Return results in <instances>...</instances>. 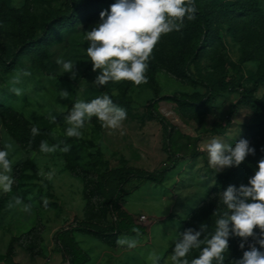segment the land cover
Listing matches in <instances>:
<instances>
[{"label": "rangeland", "instance_id": "1", "mask_svg": "<svg viewBox=\"0 0 264 264\" xmlns=\"http://www.w3.org/2000/svg\"><path fill=\"white\" fill-rule=\"evenodd\" d=\"M105 1L103 11L116 2ZM69 2L0 0V7L6 13L0 21L3 54L12 53L18 41L12 10L31 16L35 34H38L47 19L59 12H68ZM259 7L261 15L258 17L222 18L223 23L219 24L221 39L201 48L200 56L188 65L189 76L204 81L205 86L192 83L174 70V50L178 45H187V41L169 34L161 37L152 52L156 66L155 85L149 81L147 72V83L138 86L125 80L104 86L92 84L99 70L92 71L85 33L101 22L99 14L72 31L63 32L61 39L48 47L46 59L41 60L32 51L25 50L12 71L6 72L0 64V103L4 105L0 111V150L7 142L14 145L9 158L14 161L12 175L15 177L9 199L0 211V251H6L10 238L17 237L36 222L43 229L44 256L54 233L61 228L81 220L102 225L113 222L114 215L94 191L98 174L105 168L120 165L152 171L167 163L168 154L173 150L178 162L162 183L132 180L126 186L128 194L121 199L122 208L132 215L136 224L144 227V231L139 236L120 234L117 239L135 238L137 246L132 249L117 243L111 246L90 235L76 234L78 246L87 258L84 264H151L153 252L160 255V264H171L177 232L189 227L198 230L207 220H211L210 228L214 232L215 221L227 209L220 200L223 191L212 189L216 176L222 172L210 167L204 146L212 138L232 145L245 138L254 147L247 129L256 122H264V118L256 116L246 106L233 108L239 89L217 94L213 90L220 77H235L241 86L249 87L258 65L264 63V0H259ZM245 50L254 60L241 63L240 57ZM57 59L76 62L75 79L63 72ZM22 69L30 71L31 76L23 77L16 85L23 89V95L16 96L10 91L11 79ZM61 90L69 92L68 98L60 97ZM105 94L126 110L127 118L122 127L106 128L92 117L81 129V138L67 137L66 118L73 104ZM254 96L264 103V83L257 85ZM165 97H183L192 103L179 105ZM154 98L164 122L146 109V104ZM49 114L56 117L55 121L48 118ZM34 126L40 130L35 138L31 136ZM166 126L171 127L168 133ZM222 127L224 130L219 133ZM177 134L198 137L197 148L201 154L182 157V141L176 138ZM42 140L49 145L63 147L66 144L70 149L66 153L59 149L43 153L40 151ZM259 160L243 168L241 184H248ZM53 172V178L48 180L47 174ZM4 193L0 190V195ZM14 196L31 204V212L22 211L21 206L8 208ZM45 198L49 201L47 208L43 203ZM140 216L145 220L140 221ZM254 231L258 234L260 230ZM230 238L235 248L227 257V264H235L247 250V243L245 249H240L241 238ZM249 242L255 243V239L249 237ZM13 244L21 264H28L35 258L30 257L20 243ZM200 251L201 248L194 249L188 259L198 257Z\"/></svg>", "mask_w": 264, "mask_h": 264}, {"label": "clouds", "instance_id": "2", "mask_svg": "<svg viewBox=\"0 0 264 264\" xmlns=\"http://www.w3.org/2000/svg\"><path fill=\"white\" fill-rule=\"evenodd\" d=\"M196 11L195 0H116L109 10L99 13L101 22L85 33L88 43L86 53L92 63V71L99 70L92 84L104 86L122 80L131 81L137 86L147 83L149 60L161 37L180 31L185 26V19H195ZM56 63L62 66L64 73L70 74V78H76V62L57 59ZM28 76H31L30 71L19 70L11 79L13 87L10 91L16 96L23 95V89L16 85ZM68 96V91L61 90V98ZM92 117H96L103 127L118 129L122 127L127 113L107 94L88 102L77 100L66 118L69 125L66 136L81 138V129ZM48 118L52 121L56 119L51 114ZM39 134L40 130L32 127L31 136L35 138ZM13 149L14 145L7 142L4 149L0 150V190L5 193H10L15 183L12 175L14 161L9 158ZM58 149L66 153L70 146L49 145L43 140L40 142V151L43 153H53ZM203 150L208 153L209 165L215 172L239 166L249 154H255L254 147L245 138L239 139L234 145L212 138ZM53 176L54 172L49 173L47 179L51 180ZM220 200L227 211L215 221L214 232L209 234L208 225L203 223L198 230L189 227L177 232L171 264H225L230 236L241 238L238 245L240 249H245L247 243V250L243 251V256L235 264H264V158L257 162V168L247 185H228L220 193ZM43 203L47 208L49 201L45 198ZM7 206H21L22 211L29 213L32 210V205L23 203L19 196H14ZM257 228L260 230L258 234L254 231ZM132 232L140 235L137 227H133ZM249 237H253L255 243L249 242ZM116 243L132 249L137 246L138 240L124 236L118 238ZM202 244L206 246L198 257L190 261L189 254L201 248ZM150 259L151 264H160L159 254L151 253Z\"/></svg>", "mask_w": 264, "mask_h": 264}, {"label": "trees", "instance_id": "3", "mask_svg": "<svg viewBox=\"0 0 264 264\" xmlns=\"http://www.w3.org/2000/svg\"><path fill=\"white\" fill-rule=\"evenodd\" d=\"M105 6V0H70L68 12H59L47 19L38 34H35V24L31 16L23 14L17 9L12 10L14 21L17 24L18 41L16 49L8 56H5L0 49V64L6 72L12 71L25 50L32 51L41 60L46 59L48 47L59 41L63 32L72 31L80 23L89 21L99 14ZM195 6L197 8L195 19L191 21L185 19V26L180 31H173L168 34L169 36L180 37L187 41V45H178L174 50V70L188 77L192 83L205 86L206 83L204 81H197L189 76L188 65L200 56L201 48L210 42L221 39L219 24L223 23L222 18L229 19L234 15L252 18L258 17L261 15V8L259 7V0H195ZM4 15L6 13L0 7V21ZM252 60L254 59L248 50H245L240 57L241 63ZM155 70V61L151 55L147 75L153 85L156 83L154 78ZM260 83H264V63L258 65L255 78L249 87L241 86L235 77L228 79L220 77L215 83L213 92L217 94L239 89V96L233 108L246 106L256 116L264 118V103L260 98L254 96L257 85ZM165 98L173 99L179 105L192 103V101L183 97ZM3 109L4 105L0 103V111ZM146 109L150 115L164 122V119L161 118L157 111V99L154 98L148 102ZM170 128V126H166L165 131L168 133ZM223 130L224 128L222 127L218 132L221 133ZM247 134L254 145L255 154H249L239 166L226 168L222 173L218 174L212 188L214 191H224L228 185L239 187L241 185V171L243 168L255 159L264 158V122L259 121L249 126ZM176 138L182 141L180 146L182 157L201 154L197 148L198 137L177 134ZM174 151L169 152L167 163L152 171L120 165L105 168L98 174L97 181L94 184V191L105 203V206L110 209L111 214L114 215V221L102 225L91 220H81L57 230L53 235V241L56 247L64 254V262H67L66 264H84L87 261L84 252L78 246L75 238L76 234H87L94 239L113 246L120 234H134L132 232L133 227L139 228L140 233H143L144 227L136 224L132 215L122 208L121 199L128 194L126 186L132 180L151 181L156 184L162 183L166 174L177 165L178 161L174 157ZM8 199V193L0 195V211ZM203 224L208 225L209 234L213 233L210 228L211 220H207ZM42 232V227L36 222L17 237L10 238L5 253L0 254V262L16 264L13 262V256L15 255L14 242L20 243L32 258L43 256L41 248ZM230 239L228 253L225 254V264H227V257L235 248V243ZM205 246L206 244H202L201 249Z\"/></svg>", "mask_w": 264, "mask_h": 264}, {"label": "crops", "instance_id": "4", "mask_svg": "<svg viewBox=\"0 0 264 264\" xmlns=\"http://www.w3.org/2000/svg\"><path fill=\"white\" fill-rule=\"evenodd\" d=\"M76 238V235H75ZM77 241V238H76ZM52 247V249H51ZM80 248V247H79ZM81 249V248H80ZM48 252L44 256H38L29 261L28 264H66L67 262H64L65 256L64 254L56 247V244L54 241L51 242V244L47 247ZM4 252L0 251V254H4ZM13 262L16 264H21L20 259L17 257V250H15V255L13 256ZM0 264H6L4 262H0Z\"/></svg>", "mask_w": 264, "mask_h": 264}, {"label": "built area", "instance_id": "5", "mask_svg": "<svg viewBox=\"0 0 264 264\" xmlns=\"http://www.w3.org/2000/svg\"><path fill=\"white\" fill-rule=\"evenodd\" d=\"M139 220H140V221H143V220H145V217H144V216H140V217H139Z\"/></svg>", "mask_w": 264, "mask_h": 264}]
</instances>
